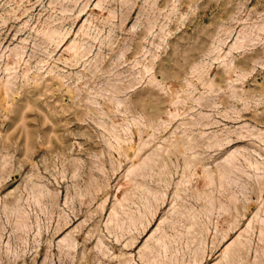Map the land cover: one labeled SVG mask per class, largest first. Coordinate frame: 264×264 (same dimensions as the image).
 I'll return each instance as SVG.
<instances>
[{
    "label": "rangeland",
    "instance_id": "1",
    "mask_svg": "<svg viewBox=\"0 0 264 264\" xmlns=\"http://www.w3.org/2000/svg\"><path fill=\"white\" fill-rule=\"evenodd\" d=\"M0 264H264V0H0Z\"/></svg>",
    "mask_w": 264,
    "mask_h": 264
},
{
    "label": "bare ground",
    "instance_id": "2",
    "mask_svg": "<svg viewBox=\"0 0 264 264\" xmlns=\"http://www.w3.org/2000/svg\"><path fill=\"white\" fill-rule=\"evenodd\" d=\"M189 148H191V146L189 147ZM191 224H193V222L191 221ZM191 226H193V225H191ZM190 225H189V227H191Z\"/></svg>",
    "mask_w": 264,
    "mask_h": 264
}]
</instances>
